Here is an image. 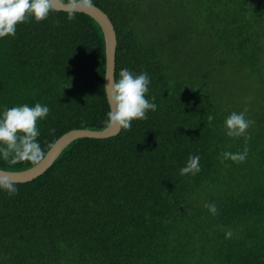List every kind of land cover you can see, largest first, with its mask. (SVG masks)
I'll return each instance as SVG.
<instances>
[{
	"label": "trees",
	"instance_id": "1",
	"mask_svg": "<svg viewBox=\"0 0 264 264\" xmlns=\"http://www.w3.org/2000/svg\"><path fill=\"white\" fill-rule=\"evenodd\" d=\"M93 4L117 32L116 79L146 72L157 110L115 137L72 142L42 176L14 183L18 194L0 189V264H264V0ZM105 71L88 15L18 24L0 38V114L47 106V154L71 130L106 128ZM245 109L247 143L223 130ZM245 147L243 163L221 162ZM190 155L201 171L181 176ZM34 166L0 158L5 171Z\"/></svg>",
	"mask_w": 264,
	"mask_h": 264
},
{
	"label": "clouds",
	"instance_id": "2",
	"mask_svg": "<svg viewBox=\"0 0 264 264\" xmlns=\"http://www.w3.org/2000/svg\"><path fill=\"white\" fill-rule=\"evenodd\" d=\"M93 7V0H66L65 10L71 21L75 19L77 11ZM55 10L52 0H0V38L14 37L18 24L33 19L36 23H40L48 19L49 14ZM149 84L150 78L146 72L135 75L126 68L121 69L119 79L114 78L110 87L108 83L103 86L109 106L107 119L103 122L104 126L108 129L116 127L119 130H130L133 120L147 119L148 111L155 112L157 105L146 99ZM152 100L154 101L155 97H152ZM246 111L245 109L240 113L232 112L226 118L223 129L230 138L243 136L245 143L250 139L247 130L254 124V121L245 118ZM49 112L50 109L39 102L34 107L25 104L4 110L0 114V158L10 165L20 162L39 165L46 158V154L37 142L40 135L37 124L38 121L46 118ZM214 119L213 115L207 117L209 124ZM247 156V147L242 153H220L222 163L224 160L243 163ZM199 161V155H190L186 166L179 169L180 175L195 176L201 171ZM0 189L7 191L9 196L18 194L14 181L10 180L8 175L0 176ZM204 207L212 215L218 214L214 203H206ZM231 236V231L225 233L226 238H231Z\"/></svg>",
	"mask_w": 264,
	"mask_h": 264
},
{
	"label": "water",
	"instance_id": "3",
	"mask_svg": "<svg viewBox=\"0 0 264 264\" xmlns=\"http://www.w3.org/2000/svg\"><path fill=\"white\" fill-rule=\"evenodd\" d=\"M53 6L56 11L65 10L66 3L62 0H52ZM94 5V4H93ZM76 13H82L88 15L94 19L101 27L106 44V71H105V84L108 83L109 87L113 79H116V53H117V32L115 26L109 16L98 6L94 5L91 9H84L77 11ZM107 79V80H106ZM121 130L116 127L111 129L105 128L103 130H90V129H75L71 130L64 135H62L51 147V149L46 154V158L34 167L18 172L5 171L0 169V176L8 175L9 179L14 181V183H28L38 177L42 176L57 160L62 151L66 149L72 142L83 139H108L117 136Z\"/></svg>",
	"mask_w": 264,
	"mask_h": 264
}]
</instances>
